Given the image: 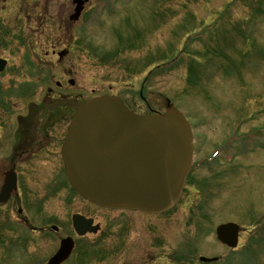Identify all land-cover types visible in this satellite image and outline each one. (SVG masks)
Returning <instances> with one entry per match:
<instances>
[{
	"label": "rangeland",
	"instance_id": "obj_1",
	"mask_svg": "<svg viewBox=\"0 0 264 264\" xmlns=\"http://www.w3.org/2000/svg\"><path fill=\"white\" fill-rule=\"evenodd\" d=\"M99 1L90 2L74 28L63 62L52 54L49 32L22 26L19 36L6 37L0 56L10 63L0 82L13 87L28 81L27 66L49 78L38 90L72 79L83 100L114 94L137 113L165 111L171 99L195 124L198 160L226 145L232 133L240 140L237 158L231 166L217 161L195 172L177 207L160 215L51 194L44 208L61 230L30 234L11 213L0 264H43L67 234L77 249L64 264H208L200 256L221 257L211 264H264V0H117L111 12L98 14L101 24L91 19ZM28 33L34 46L27 44ZM39 95L10 100L23 107ZM80 211L99 223L98 233H74L71 216ZM226 222L241 228L234 253L215 235Z\"/></svg>",
	"mask_w": 264,
	"mask_h": 264
},
{
	"label": "water",
	"instance_id": "obj_2",
	"mask_svg": "<svg viewBox=\"0 0 264 264\" xmlns=\"http://www.w3.org/2000/svg\"><path fill=\"white\" fill-rule=\"evenodd\" d=\"M78 2L74 19L83 8ZM68 178L85 199L109 208L161 213L179 201L191 165L193 143L190 126L175 107L165 113L138 115L115 96H102L78 105L63 146ZM15 185L7 183L0 195L6 203ZM79 235L97 232L93 220L73 216ZM239 225L221 224L218 239L238 243ZM74 248L63 239L47 264H61ZM216 258L201 257L203 261Z\"/></svg>",
	"mask_w": 264,
	"mask_h": 264
},
{
	"label": "flooded vegetation",
	"instance_id": "obj_3",
	"mask_svg": "<svg viewBox=\"0 0 264 264\" xmlns=\"http://www.w3.org/2000/svg\"><path fill=\"white\" fill-rule=\"evenodd\" d=\"M0 5L1 45L7 42L2 24L5 23L3 15L8 14L17 18L15 25L20 23L23 27L29 26L34 32L51 33L53 28L56 35L48 33V41L54 42L51 45L52 54L60 62L71 54L75 28L70 18L75 9L73 0H0ZM58 33L60 34L57 35ZM30 37L31 34L28 33L27 44L34 46ZM61 47L66 49V54L62 57L60 53L64 48ZM7 61L9 66V59ZM64 75L69 77L67 73ZM9 88L10 85L0 82V191L9 176L16 179L17 187L8 203L0 206V247L3 248L8 244L4 231L10 220L30 226L32 232H49L54 225L53 215L44 208V203L51 194L65 192L71 199L79 198L67 180L61 155V146L69 126L67 118L71 117L76 107L52 105L57 99L73 98L78 102L85 99L73 92V84H70L69 79L68 85L60 82L55 88L34 89L28 94L19 92L24 100L35 97L36 93L41 96V100L29 98L28 104L23 107L10 102ZM198 156L199 154H195V164L199 161ZM205 166L206 164H202L201 168ZM37 190V195L31 194ZM40 192L43 194L39 197ZM30 196L35 199L31 200ZM11 213L17 216L10 219ZM78 213L84 214L83 211ZM34 220L39 222L38 227L34 225Z\"/></svg>",
	"mask_w": 264,
	"mask_h": 264
}]
</instances>
